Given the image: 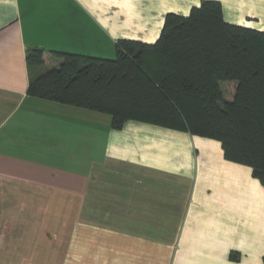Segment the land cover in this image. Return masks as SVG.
Wrapping results in <instances>:
<instances>
[{
  "label": "crops",
  "instance_id": "1",
  "mask_svg": "<svg viewBox=\"0 0 264 264\" xmlns=\"http://www.w3.org/2000/svg\"><path fill=\"white\" fill-rule=\"evenodd\" d=\"M200 1L0 0V264H263L264 184L218 140L27 94V48L111 58Z\"/></svg>",
  "mask_w": 264,
  "mask_h": 264
},
{
  "label": "trees",
  "instance_id": "2",
  "mask_svg": "<svg viewBox=\"0 0 264 264\" xmlns=\"http://www.w3.org/2000/svg\"><path fill=\"white\" fill-rule=\"evenodd\" d=\"M43 52L26 49L27 94L106 113L113 129L133 120L218 140L264 184V31L226 22L219 1L167 12L153 43L119 39L113 58Z\"/></svg>",
  "mask_w": 264,
  "mask_h": 264
},
{
  "label": "rangeland",
  "instance_id": "3",
  "mask_svg": "<svg viewBox=\"0 0 264 264\" xmlns=\"http://www.w3.org/2000/svg\"><path fill=\"white\" fill-rule=\"evenodd\" d=\"M114 56V55H113ZM111 56V58L113 57ZM47 66H45L44 68L46 69L47 67H49L48 64H46ZM230 84V82H221L220 83V87L223 91V96L225 99H229L230 98V94H231V91H230V88L229 87H225L226 85ZM107 116V114H105Z\"/></svg>",
  "mask_w": 264,
  "mask_h": 264
}]
</instances>
